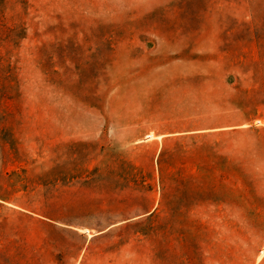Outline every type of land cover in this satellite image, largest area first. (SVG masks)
<instances>
[{"label":"rangeland","instance_id":"374dc122","mask_svg":"<svg viewBox=\"0 0 264 264\" xmlns=\"http://www.w3.org/2000/svg\"><path fill=\"white\" fill-rule=\"evenodd\" d=\"M1 15L0 264H264V0Z\"/></svg>","mask_w":264,"mask_h":264},{"label":"trees","instance_id":"16d2710c","mask_svg":"<svg viewBox=\"0 0 264 264\" xmlns=\"http://www.w3.org/2000/svg\"><path fill=\"white\" fill-rule=\"evenodd\" d=\"M4 16H0V23H4ZM24 31L17 28H5L0 24V95L7 96L13 90L10 82L16 79L12 67L13 52L19 47ZM163 154V153H162Z\"/></svg>","mask_w":264,"mask_h":264}]
</instances>
